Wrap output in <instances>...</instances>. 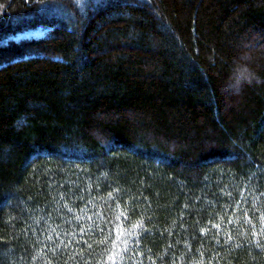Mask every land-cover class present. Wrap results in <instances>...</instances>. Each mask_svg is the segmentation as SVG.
<instances>
[{
    "label": "trees",
    "instance_id": "trees-1",
    "mask_svg": "<svg viewBox=\"0 0 264 264\" xmlns=\"http://www.w3.org/2000/svg\"><path fill=\"white\" fill-rule=\"evenodd\" d=\"M0 264H264V0H0Z\"/></svg>",
    "mask_w": 264,
    "mask_h": 264
},
{
    "label": "clouds",
    "instance_id": "clouds-1",
    "mask_svg": "<svg viewBox=\"0 0 264 264\" xmlns=\"http://www.w3.org/2000/svg\"><path fill=\"white\" fill-rule=\"evenodd\" d=\"M253 73L246 64L237 63L225 83V90L238 95L245 84H251Z\"/></svg>",
    "mask_w": 264,
    "mask_h": 264
},
{
    "label": "rangeland",
    "instance_id": "rangeland-1",
    "mask_svg": "<svg viewBox=\"0 0 264 264\" xmlns=\"http://www.w3.org/2000/svg\"><path fill=\"white\" fill-rule=\"evenodd\" d=\"M31 33L33 34V35H38L39 34V32H37V31H27V32H25V33H21L22 35L21 36H27V35H31Z\"/></svg>",
    "mask_w": 264,
    "mask_h": 264
},
{
    "label": "snow or ice",
    "instance_id": "snow-or-ice-1",
    "mask_svg": "<svg viewBox=\"0 0 264 264\" xmlns=\"http://www.w3.org/2000/svg\"><path fill=\"white\" fill-rule=\"evenodd\" d=\"M111 259V257H109Z\"/></svg>",
    "mask_w": 264,
    "mask_h": 264
}]
</instances>
